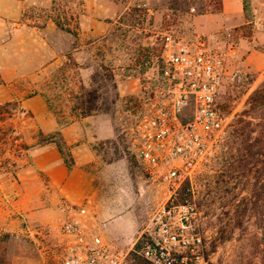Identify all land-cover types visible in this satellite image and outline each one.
Returning <instances> with one entry per match:
<instances>
[{
	"label": "rangeland",
	"instance_id": "1",
	"mask_svg": "<svg viewBox=\"0 0 264 264\" xmlns=\"http://www.w3.org/2000/svg\"><path fill=\"white\" fill-rule=\"evenodd\" d=\"M240 1L242 17L234 26L227 19L218 22L202 16L219 14L224 0H0L1 9L25 8L23 18L29 19V26H39L40 9L65 30L57 32L65 56L31 81L33 91L46 94L61 124L81 118L71 112L77 97L88 89L98 91V108L90 116L101 122L88 128L92 135L103 132L104 138L92 137V156L89 149L77 147L81 140L66 144L65 157L90 178L93 197L82 202L108 222L105 239L130 250L136 260L140 234L171 194L166 182L147 172L130 143L132 127L162 85L166 33L188 40L200 35L226 54L218 107L228 124L222 137L209 143L192 180L180 185L178 200L189 196L196 203L210 264H258L264 255L263 198L259 195L254 207L246 199L253 180L239 172L231 177L225 167L231 159L224 144L234 139L238 115L248 108L250 95L264 80V70L252 69L247 62L253 48L264 52V0ZM17 50L22 51L19 46ZM0 107V122L5 121L0 125V171L14 172L18 156L9 151L10 139L18 131L26 144L24 134L31 119H25L17 101ZM56 132L39 131V142L53 135L58 139ZM59 205L53 225L39 223L50 231V239L29 233L22 239L6 235L0 242V264L54 263L53 253H46L43 246H50L59 234L63 219ZM110 228L120 240L129 237L128 242L120 245Z\"/></svg>",
	"mask_w": 264,
	"mask_h": 264
},
{
	"label": "built area",
	"instance_id": "2",
	"mask_svg": "<svg viewBox=\"0 0 264 264\" xmlns=\"http://www.w3.org/2000/svg\"><path fill=\"white\" fill-rule=\"evenodd\" d=\"M162 45V85L132 127L130 143L147 172L166 182L171 194L140 234L141 248L135 252L146 264H210L197 205L189 196L178 200V190L192 180L209 143L226 130L227 118L218 107L226 54L200 35L188 40L166 33ZM22 112L31 119L26 110ZM11 138L9 151L26 158L28 147L21 133L15 131ZM59 209L63 216L59 234L50 246H43L46 253H53L54 263L45 264H141L130 250L105 239L108 222L98 219L87 203L63 198ZM30 233L46 241L51 236L39 226Z\"/></svg>",
	"mask_w": 264,
	"mask_h": 264
},
{
	"label": "crops",
	"instance_id": "3",
	"mask_svg": "<svg viewBox=\"0 0 264 264\" xmlns=\"http://www.w3.org/2000/svg\"><path fill=\"white\" fill-rule=\"evenodd\" d=\"M242 11L240 0H224L219 14L202 16L218 22L227 19L238 26ZM45 14L39 9V26L32 27L29 19L23 18L25 8H0V106L17 101L31 115V123L24 134L28 156L15 159L16 171H0V242L6 235L19 238L33 235L30 231L39 223L53 225L57 204L63 198L82 203L93 197L90 178L85 170L76 165L69 168L54 142L39 143V131L43 134L60 131L66 144L81 140L77 147L89 149L91 153L92 137L104 138L103 132L97 130L98 133L92 135V129L88 128L92 127V122H101V119L87 116L70 124H61L46 94L32 90L34 76L65 56L57 40L58 30H65ZM18 46L22 51L17 53ZM25 49L27 53L23 51ZM247 62L252 69L264 70V52L253 48ZM86 136L89 138L87 142ZM109 231L114 237H119L113 228ZM118 240L123 245L129 237L122 240L119 237Z\"/></svg>",
	"mask_w": 264,
	"mask_h": 264
},
{
	"label": "trees",
	"instance_id": "4",
	"mask_svg": "<svg viewBox=\"0 0 264 264\" xmlns=\"http://www.w3.org/2000/svg\"><path fill=\"white\" fill-rule=\"evenodd\" d=\"M58 25L63 28L60 24ZM97 93L98 91L96 89L85 90V93H82L79 97H77V104L73 106L71 111L73 112L72 114L87 117L95 113L98 108L97 102L100 98ZM256 113L259 116H257ZM69 123L70 122H65L64 124ZM257 127H259V134L255 136L254 133L256 132ZM57 135L59 136L58 139L54 138L53 135L46 140H41L39 143L46 144L54 142L63 154L68 167L71 168L72 163L65 157L66 143L63 140L60 131L56 132L55 136ZM233 138L234 139L229 138V140H227L224 144V148L230 152L231 159L225 167H227L230 175H232L231 177H237L235 172H239L242 176L249 177L253 180L251 195L246 199H248L247 201L255 207L257 206V199L259 195L262 196L264 201V80L250 95L248 108L238 115L236 127L233 132ZM138 246L140 247V245ZM259 254L261 255V253H256L255 256L258 257ZM257 260L258 264H264V255L259 257ZM135 261L141 264H146V261L142 257H140L139 260L135 259Z\"/></svg>",
	"mask_w": 264,
	"mask_h": 264
}]
</instances>
